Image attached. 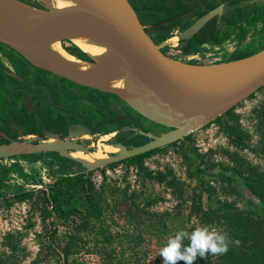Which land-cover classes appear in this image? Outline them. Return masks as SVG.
<instances>
[{
  "label": "rangeland",
  "instance_id": "obj_1",
  "mask_svg": "<svg viewBox=\"0 0 264 264\" xmlns=\"http://www.w3.org/2000/svg\"><path fill=\"white\" fill-rule=\"evenodd\" d=\"M129 2L141 23L146 27L147 33L157 42L173 38L207 10L221 3L220 0H129ZM195 4L200 6L193 13L185 14L176 21L157 29L150 27L163 19L185 12ZM232 4L227 2L230 10H227L226 15L233 17L235 24L255 25L258 31L264 30V3L254 6L255 10L235 8ZM245 11H248L247 15ZM205 30L204 34H212L209 33L210 29ZM253 38L252 36L249 40ZM240 39L244 42V38ZM244 43L247 44V41ZM211 45H217V49L214 48L206 54ZM263 45L264 40L259 42L257 48ZM177 46L172 45L164 50L169 56H174L176 51H180L181 59L192 64L198 61L217 63L221 61L220 59L228 57L223 49L218 48L217 42L201 45L198 51L191 46L185 50L178 49ZM235 46L236 43L231 42L224 47L228 52ZM61 47L77 57L82 55L73 44L62 43ZM44 76L48 80L52 78L48 74ZM31 80L32 78L28 76L25 78L28 83ZM56 82L62 88L67 86L74 92L79 90L76 86L67 85L63 81ZM63 84L65 86H62ZM19 96L10 91H4L2 94L0 90V112L5 113L9 110L14 112L18 109L19 114H28L36 110V104L37 110L41 112H48L52 116L63 115L58 107L37 101L34 95ZM263 103L264 88L235 107L232 110V118H224L222 123H212L189 136L188 148L178 147L180 146L178 143L177 146H167L140 155L138 160L131 162L124 160L85 173L84 179L90 182L92 176L98 173L102 182L104 179L114 190L113 197L118 195L126 197L128 207L116 206L115 203L111 204L112 208L105 212L104 225L109 228L115 240L110 255L108 251L101 250L97 253L96 250L89 249L70 256L63 264H116L119 258L127 262L122 264H163V258L159 255L163 242H167L169 237L182 229L191 232L195 227L207 226L228 236L226 218L220 217L218 224L204 225L199 222L197 216L188 214L185 201L190 199L189 192L192 188H195L196 194L203 191L202 203L205 204L206 201L207 205L214 210L223 208L222 203L227 202L242 214L249 211L262 213V204L243 187V178L246 175L244 170L248 165L255 167L258 171L264 170L262 131L254 112V109ZM86 110L82 109L83 114H88L93 119L92 113L89 114L90 112ZM12 125L15 126V124ZM234 127H238L239 130L234 131L232 129ZM113 131L114 128L107 132L95 130L92 135L85 137L86 143L95 148V154L100 152L103 157L109 156L111 153L104 151L102 146L97 148V145H104V140L114 139L116 134ZM189 150L203 158L189 165L188 158L193 160V156L188 155ZM186 153L187 157L184 156ZM58 161V157L54 154L14 157L0 161L2 177L0 180V264H59L56 256L43 250L41 242L52 223L57 229L56 234L53 235L54 240L64 241L65 227L59 219L47 214L48 208L43 210L37 196V191L47 189L54 183L51 171L53 167L60 166ZM139 166H142L148 174H144ZM190 174L193 177H189ZM196 175H202L210 189L205 186L200 188ZM169 181H174L175 184L169 185ZM180 185L184 186L182 196L179 194ZM127 209H130V212ZM136 237L138 240L141 239L138 247L135 245ZM100 256H104L106 261L103 262Z\"/></svg>",
  "mask_w": 264,
  "mask_h": 264
},
{
  "label": "water",
  "instance_id": "obj_2",
  "mask_svg": "<svg viewBox=\"0 0 264 264\" xmlns=\"http://www.w3.org/2000/svg\"><path fill=\"white\" fill-rule=\"evenodd\" d=\"M30 1L0 0V45L36 70L112 97L114 109L137 119L146 131L131 129L140 136L132 144H126L129 137L124 139L126 145L109 140V145L122 147V151L96 157L95 148L86 143L85 137L91 135L87 127L71 125L63 139L43 130L42 136L0 144V160L56 154L90 173L179 143L264 88V45L247 56L217 63L188 64L164 50L172 45L184 49L223 16L227 2L240 8L264 0H220L163 42L147 33L129 0H57L68 5L63 8L53 4L55 0ZM199 6L150 27L170 24ZM62 43L93 46L103 56L82 53L77 57L61 47ZM78 152L90 160L75 157Z\"/></svg>",
  "mask_w": 264,
  "mask_h": 264
},
{
  "label": "trees",
  "instance_id": "obj_3",
  "mask_svg": "<svg viewBox=\"0 0 264 264\" xmlns=\"http://www.w3.org/2000/svg\"><path fill=\"white\" fill-rule=\"evenodd\" d=\"M190 44L183 50L188 49L190 46L197 51L199 50L200 45ZM232 110L213 123H222L224 118H232ZM254 112L262 131L261 143L264 145V103L254 109ZM232 129L234 131L239 130L238 127ZM104 131L107 132L109 130ZM179 144L180 146L178 147L185 146L184 148H188L190 145L189 137L184 138ZM179 144L176 143L171 146ZM188 153V155L193 156V160L188 158L189 165L203 158L199 154L193 153L192 150H189ZM184 156L187 157V153ZM139 157H133L125 161L131 162L138 160ZM58 159L60 166L53 167L51 171L55 180L54 183L47 189L37 191V196L42 208H44L43 210L48 208L47 214L54 216L61 221V224H64L65 239L62 242L54 240L53 235L56 234L57 229L56 225L52 223L50 229L43 236V241L41 242L43 250L56 256L59 264L67 262L70 256L89 249L96 250V252L101 250L108 251L110 255L115 240L109 228L104 225V215L108 209L112 208L111 204L116 203V206L126 205L128 207L126 197L124 195L113 197L114 190L109 187L104 179L100 189L95 190L90 180L84 179L86 174L79 164L61 157H58ZM139 169L144 174H148L142 166H139ZM244 171L246 175L243 178V187L251 193L257 202L262 204V213L249 211L242 214L238 209L227 204V202L222 203L223 208L214 210L207 205L206 201V205L202 203L204 200L203 191L196 194L195 188L190 190V199L185 201L188 214L197 216L199 222L204 225L218 224L220 217L226 218L228 220H225L226 230L231 236L228 235L229 250L226 254L219 256L209 255L206 259L198 256L193 264H264V170L258 171L255 167L248 165ZM197 174H200V172H197ZM189 177H193L192 174ZM225 177L227 178V176ZM196 178L200 188L205 186L210 189L209 184H205L202 175H196ZM228 178L231 180L230 177ZM0 180H2L1 176ZM168 183L169 185L175 184L174 181H169ZM183 188L184 186L180 185L179 194L181 196L184 195ZM127 211L130 212V209H127ZM136 240L135 245L138 247L141 239L138 240L136 237ZM166 243L163 242L161 248ZM184 243L187 244L188 241L185 240ZM100 258L103 262L106 261L104 256H100ZM122 263L127 262L120 258L117 259L116 264ZM177 264H185V262L178 261Z\"/></svg>",
  "mask_w": 264,
  "mask_h": 264
},
{
  "label": "flooded vegetation",
  "instance_id": "obj_4",
  "mask_svg": "<svg viewBox=\"0 0 264 264\" xmlns=\"http://www.w3.org/2000/svg\"><path fill=\"white\" fill-rule=\"evenodd\" d=\"M2 58H4L8 65L2 64ZM40 72L47 74L32 68L18 59L10 50L0 45V90L2 94L4 91H10L16 96L23 94L25 96L34 95L37 101L47 102L48 105H52L53 107L56 106L63 113V115L52 116L48 112L37 110L36 104V110L28 114H19L18 109L14 112H10V110L5 113L0 112V144L12 139H21L24 136H42L43 130L55 133L59 138L63 139L67 137L68 129L74 124L87 127L91 131V135L95 130L114 128L113 132L116 134L114 139L122 145L129 144L130 142L132 144L140 137L137 132L135 133L131 129L135 128L136 130L146 131L137 119L114 109L116 102L112 97L91 92L53 76L50 78L51 80H48L44 74H39ZM27 76L32 78L30 83L25 81ZM56 81H63L67 85L76 86L79 90L78 92H74L65 86V84L62 86L66 88H62L58 86ZM19 97L21 98V96ZM82 109H87L90 112L89 114L92 113L91 115L94 118L91 119L90 115L89 117L88 114H83ZM11 124H15V126H11ZM122 129L125 131L120 132ZM133 134L135 136L130 138ZM127 137L129 139L125 144L124 139Z\"/></svg>",
  "mask_w": 264,
  "mask_h": 264
},
{
  "label": "crops",
  "instance_id": "obj_5",
  "mask_svg": "<svg viewBox=\"0 0 264 264\" xmlns=\"http://www.w3.org/2000/svg\"><path fill=\"white\" fill-rule=\"evenodd\" d=\"M229 3H234V2H229ZM237 3V2H235ZM264 3V2H263ZM262 4V3H261ZM261 4H251V5H244L241 6L243 9H254V6H258ZM230 6L226 4L225 9H224V14L221 18H218L217 20L212 21L207 28L205 29H210L209 33L212 34H204L206 30L204 29L201 31L200 35L197 36L192 42H190V45H207V44H212L217 42L218 48L220 50L223 49L225 51L224 53L227 54L228 57H224L223 59H220L221 61L225 60L227 61L228 59H236L239 57L247 56L251 53L254 52V50L259 46V42L264 40V30H259L257 29V26L255 25H246L244 23H238L235 24V19L233 17L226 15L227 10L229 9ZM261 9V8H260ZM255 10V9H254ZM241 11H244L241 9ZM246 12V11H245ZM248 11L245 13L247 15ZM256 29V30H255ZM240 34H242L240 37H238ZM254 37L251 41L249 38ZM257 37H259L257 39ZM239 38H244V42L247 41V44H245L241 39ZM212 40V41H210ZM206 41V42H205ZM215 41V42H214ZM236 43V46L230 49L228 52L225 50V44L228 43ZM220 44V45H219ZM217 49V45H211L208 49L209 52L206 54H209L213 49ZM203 53V51H201ZM1 62L3 65H8L6 61L2 58Z\"/></svg>",
  "mask_w": 264,
  "mask_h": 264
},
{
  "label": "clouds",
  "instance_id": "obj_6",
  "mask_svg": "<svg viewBox=\"0 0 264 264\" xmlns=\"http://www.w3.org/2000/svg\"><path fill=\"white\" fill-rule=\"evenodd\" d=\"M188 243L185 244L184 241ZM229 250V239L226 233L207 226L195 227L191 232L180 230L168 238L167 243L160 249L159 255L163 264H193L197 257L207 258L209 255L219 256Z\"/></svg>",
  "mask_w": 264,
  "mask_h": 264
},
{
  "label": "bare ground",
  "instance_id": "obj_7",
  "mask_svg": "<svg viewBox=\"0 0 264 264\" xmlns=\"http://www.w3.org/2000/svg\"><path fill=\"white\" fill-rule=\"evenodd\" d=\"M57 7L59 8H63V7H68L67 4H64V3H60L59 1L55 0L54 3ZM74 46L83 54H87L88 56H91V57H102L103 56V53H102V50L99 49V48H96V47H93V46H89V45H85V44H74ZM177 60H180L181 62H184V63H188L189 64V61L187 60H184V59H181L182 57H180V51H176L175 55L174 56H171ZM105 141V144L104 145H97V148H99V146H102L101 148H104V151L106 152H109V153H119L122 151V147H119V146H111L108 144V140H104ZM75 157L77 158H81V159H85V160H90L89 157L83 155L82 153H76L74 155ZM96 157H103V155H101L100 152H97L95 154Z\"/></svg>",
  "mask_w": 264,
  "mask_h": 264
},
{
  "label": "built area",
  "instance_id": "obj_8",
  "mask_svg": "<svg viewBox=\"0 0 264 264\" xmlns=\"http://www.w3.org/2000/svg\"><path fill=\"white\" fill-rule=\"evenodd\" d=\"M198 63H202V62L198 61ZM91 182H92L94 189L99 190L102 184V178L100 177L98 173L94 174L91 178Z\"/></svg>",
  "mask_w": 264,
  "mask_h": 264
}]
</instances>
